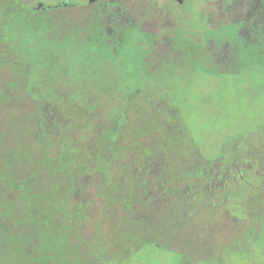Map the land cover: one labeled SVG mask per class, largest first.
<instances>
[{"label":"trees","instance_id":"16d2710c","mask_svg":"<svg viewBox=\"0 0 264 264\" xmlns=\"http://www.w3.org/2000/svg\"><path fill=\"white\" fill-rule=\"evenodd\" d=\"M96 23L85 25L87 29L100 30ZM210 25H203L200 32L202 38L200 36L198 39L192 36L179 38L177 35L172 42L173 35H164L163 40L171 42L168 54L176 62L185 61L188 56L194 59L211 58L216 69L222 71L233 60L234 54L225 56L233 52V40L226 37L224 44L218 31L217 35H208V30L214 29V25ZM62 30L66 33L74 31L75 27L63 25ZM49 52L44 48L41 55L44 57L46 54L48 61L54 63ZM159 55L165 56L163 52ZM0 63L3 65L2 61ZM35 65L34 62L25 64L20 61L13 69L17 70V75L27 76ZM91 66L83 64L78 79L72 78L71 82H41L42 89L49 86L60 97L61 89L66 92L61 98L50 95L57 98L63 110L61 113L67 117L58 121L49 112L47 115L42 112V103L36 102L32 96L40 94L38 85L29 88L27 79L24 82L0 80V84L13 91L12 84L19 87L12 96H0V264H102L101 258L109 260L120 255L118 260L124 261L129 260L128 256H143L146 253L143 248L152 251L158 247L170 250L178 258V264H225L222 261L225 257L224 247L227 248L225 252L233 253L236 245L242 243V234L247 239L246 243L255 237L248 227L254 219L249 208L243 211L245 207L238 203L237 207L244 212L241 213L244 217L236 218L233 222L228 209L230 203H236L232 194L237 188L231 185L238 178L233 177L242 170H236L232 176L230 168L225 166L223 171L216 173L220 177L225 176L226 182L208 179L209 184L204 183L201 177L208 174L203 170L205 164L194 142L180 141L178 137L181 140L182 137L175 131V126L166 117L154 112L156 119L148 122H154L155 127L159 125L164 132L156 136L148 135L142 132L143 126L134 122L133 127L127 129L129 134L126 136L131 146L125 147L121 159H132L138 163L139 155L145 151L157 155L163 151L164 155L170 150L174 164L168 166L161 159L147 164L142 171L132 169L126 175L118 173L111 163V157L102 156L94 143V140H110V131L102 128L113 122L114 116L104 112L88 115L82 111L76 114L75 120L68 118L77 108V102L90 107L106 105V101L92 91H107L101 84L105 81V72ZM7 68H0V77ZM87 69L97 74L93 87L85 83L89 75ZM2 90L0 88V93ZM19 93L20 99L17 103L14 101L17 106L33 105L36 110L30 127L25 118L11 112L14 108L11 98H17L16 94ZM120 97L124 100L119 98V102L125 107L133 105L129 96ZM42 106L47 107L48 103ZM138 107L139 104L132 114ZM100 114L103 116L100 117ZM44 115L47 117L44 118ZM75 132L89 140L85 148L75 141ZM123 140L119 134L113 137L111 145L122 144ZM246 153L248 160L242 162V168L245 171H258L250 168L248 162L253 159L252 153ZM259 158L256 159H262L258 167L261 173L256 175L260 181L256 189L261 212L256 216L260 217L261 226L264 227V155H259ZM219 162L218 167L221 166ZM180 177H187V180L183 182L178 179ZM196 184L200 187L206 185V195L199 197L188 189ZM241 184L246 190L242 197L245 200L255 187L246 181ZM165 185L182 192V206L162 200L166 193L163 189ZM148 197L156 200L153 206L145 202ZM159 203L161 208L156 206ZM200 204L211 220L205 228L199 227L196 220L200 214L197 210ZM261 226L259 232L262 231ZM169 228L173 229V240H168L167 236L171 237ZM184 230L187 234L180 235ZM104 234L107 236L103 237Z\"/></svg>","mask_w":264,"mask_h":264},{"label":"rangeland","instance_id":"374dc122","mask_svg":"<svg viewBox=\"0 0 264 264\" xmlns=\"http://www.w3.org/2000/svg\"><path fill=\"white\" fill-rule=\"evenodd\" d=\"M75 1L83 4L88 3V0ZM164 4L169 6L171 12L175 11L170 2L165 1ZM226 5L227 8L236 6L240 12L243 11L250 17L243 19L242 24H239V29L235 30L236 35L233 34L235 40L232 44L235 43L242 50L241 59L231 60L228 66L222 68V71L216 69L211 58L194 59L188 56L185 61L176 62L173 56L167 52L171 42L163 40L164 35L170 33L167 29H161L160 34L155 38L137 33L133 39L127 34L121 37L120 43L116 44L113 41V43L105 44L104 34L96 30H91L82 36L77 32L69 37H63L61 34L51 37L48 34L49 30L57 26L60 27L56 30L63 27L62 24H58V20L53 18L52 13L54 12L40 14L34 20H31L29 15H19L18 18L15 14L12 15L13 18H7V23L2 25L5 28L0 32V43L8 45L17 61L22 60L25 64L30 61L36 64L26 76L28 86L29 88L34 85L39 86L40 94L35 93L32 96L38 103L46 104L49 101L47 108H43L40 104L42 112H49L51 116L56 117L57 121L67 117L65 113H61L63 110L60 109L57 98L50 96L54 93L49 89V86L42 89L41 82L37 81L35 76L46 74L52 80L72 78L76 80L81 68H83L82 65L85 63L92 65L90 68L95 69L97 67V71L105 72V81L100 83L107 91H103V93L95 89L92 91L95 95L102 97L106 101V105L96 104L90 107L77 102V108H74L68 118L75 120L76 114H81L82 111L88 115L104 112L114 116V121L107 123V127L103 126L102 128L104 131L106 129L108 132L110 131V140H94V143L102 156L111 157V163L118 173L126 175L132 169L142 171L147 164H154L161 159L165 160L168 166L174 164L170 150L164 155L163 151L159 155L145 151L144 154L139 155L138 163L132 159L130 161L124 160L125 158L121 159L125 147L131 146V141L126 136L129 134L127 129H131L134 124L135 116L132 111L145 96L152 97L151 101L155 112L166 117L170 124L175 126V131L182 137V140L178 137L180 141L191 140L194 142L205 164L203 170L208 174H203V179L214 180L219 178L216 172L223 171L225 166L230 168L229 171L232 176L237 172L236 170L241 169L242 174L237 172V175L239 177L244 175L246 180L241 181L238 177L237 182L240 181L238 184L236 181L232 182L231 186L237 188L232 194L236 203H230L228 209L233 222L236 218L243 219L244 215L241 213L249 208L254 219L250 221L248 227L251 229V233L255 234V240L246 243L247 239H244V234H242L240 237L243 239L242 243L236 245L237 249H234L233 253L231 251L225 252L227 248L224 247L225 257L222 261L225 264H264V227L261 226L260 217L256 216L261 212L259 194L256 189L260 181L256 175L254 176L242 168V162L248 160L246 152L252 153L251 158L253 159L250 161L254 162L253 168L258 171H260L258 162L262 161V159L258 161L259 155H264V55L261 54V49L264 47V0H226ZM140 7L138 10L141 9ZM86 9L88 11V7L83 8L82 11H86ZM97 9L95 8V10ZM187 9L189 10V6ZM226 10L224 9V11ZM56 16L58 17V15ZM228 19L219 23L221 31L218 28L212 31L208 30V35L212 33L217 35L218 31L221 37L231 35L232 38L231 23ZM53 20H56L54 24ZM194 20L193 14L183 19L182 28H177L179 38L192 36L198 39L201 36L202 28L194 27ZM43 21H50L48 27H43ZM212 25H217V22L213 20ZM78 26L80 25L78 24ZM5 34L7 35L5 36ZM86 37L98 41L89 43ZM261 39L260 44L259 40ZM153 40L156 44L150 48ZM44 48L49 49L54 63L47 61L41 55ZM232 49L234 50L233 46ZM160 52H163L165 56H160ZM87 72L89 75L85 83L93 87L97 74L88 69ZM12 86L14 91L19 88L15 84ZM60 92H63V89ZM19 95L21 93L16 94L17 98H11V105L14 107L11 112L18 117L25 118V122L30 127L36 110L33 105H31L32 107L30 105L17 106L16 103L20 99L18 98ZM120 96H129L133 105L130 106L129 104L128 107H125V104L119 102ZM121 100L124 99L121 98ZM46 115L43 117L45 118ZM102 116L100 114V117ZM104 120L106 121V119ZM154 124L153 122L145 125L142 132L154 136L162 134L164 131L159 125L155 127ZM111 126L112 131L110 130ZM119 134L124 139L123 143L111 145L113 137L119 136ZM75 141L85 148L89 140L81 138L75 132ZM1 150L2 147L0 146V152ZM218 162L221 168L218 167ZM212 173L215 174L212 175ZM186 178L180 177L178 179L183 181L187 180ZM245 181L253 185L255 190L253 189L251 195H247L244 200L242 197L246 190L243 189L244 186H241V182ZM168 186L169 188L172 187ZM169 188L167 185L163 187L166 193L162 200H169L168 204L182 206L184 204L182 192L177 188ZM190 190L199 197H203L207 193L205 184ZM113 191L117 192L116 188H113ZM146 201L150 203L149 206H153L156 202L153 197L145 198ZM238 203L243 208L245 207L242 212L237 207ZM156 206L161 208L160 203ZM202 206V204L197 206L200 214L197 215L196 220H198L199 227L205 228L211 223V220L205 214ZM159 210L161 211V209ZM260 226L261 232H259ZM168 233L171 235V237L167 236L168 240H173V229L169 228ZM226 233L228 234V232ZM185 234H187L186 230L182 231L180 235ZM105 236L107 235L104 234L103 237ZM143 249L146 253H143L141 257H139L140 255L135 258L128 256L129 260L123 261V259L118 260L120 257L118 255V257H112L109 260L101 258V263L178 264V258L165 247H158L156 250L151 249L152 251H149V248Z\"/></svg>","mask_w":264,"mask_h":264},{"label":"flooded vegetation","instance_id":"af4514ba","mask_svg":"<svg viewBox=\"0 0 264 264\" xmlns=\"http://www.w3.org/2000/svg\"><path fill=\"white\" fill-rule=\"evenodd\" d=\"M165 1L172 4L175 10L174 12H171L169 6H166L164 4ZM139 6H141L140 10H138ZM188 6L189 10L187 9ZM87 7L88 11L87 9L86 11H82L83 8ZM95 8L98 9L95 10ZM224 9L227 10L224 11ZM51 12H54L52 13V16L54 19L58 20V24H63L64 26L74 24L75 30L65 33L62 30L63 27L62 29L56 30L60 27L57 26L49 30V36L55 37L60 36L61 34L63 37H69L72 34H76L77 32L80 36H82L83 34L86 35V33L90 32L91 29H87L88 26H86L85 24L97 22L96 24L99 25L100 30L96 31H101L104 34L105 44L113 42L115 44L120 43L122 41L121 37L127 34L133 39L135 38L133 36H136L137 33L149 35L155 38V36L160 34L161 29L169 30L170 33L168 34L174 36V38H172V42H174L175 39H177L175 37L178 35L177 28H182L181 24L183 22V19L188 18L189 15L192 14L195 18L193 22L194 27H201L202 29L203 25L209 27L211 26L210 24H212V21L215 20L218 25L213 26V28L216 29L217 27L220 30L221 27L219 28V23L229 18L228 20L231 23L230 31H232V38L230 37L231 35L226 37L228 39L235 40V36L233 35H236L235 30L239 29V24H242L243 19H247L248 16L250 17V15L243 13V11L240 12V9L236 6H229L227 8L226 0H146L145 2L143 0H96L95 2H90V0H88V3L86 2L85 4L76 2L75 0H0V32H2V30L5 28V26L2 25L7 23V18L12 19V15L14 14L17 18L19 17V15H29L31 16V20H34L35 17L40 14H51ZM56 15H58V17ZM56 20H53V24L54 22H56ZM42 23L44 24L43 27H48L50 21H43ZM78 24L80 26H78ZM6 35L7 34H5V36ZM185 37L187 39L190 38L189 36ZM226 37L223 36L222 38L224 44L227 40ZM86 40L89 43H95L98 41L97 39L90 40L88 37H86ZM261 41L262 39L259 40L260 44ZM155 44V40H153L150 48ZM221 46V48L225 50L224 45L221 44ZM231 46L234 47L233 52L225 54V56L234 54L233 59H241L242 50L237 47L235 43L231 44ZM45 49L49 51V49ZM261 50V54L264 55V47ZM44 58H46L47 61L49 60V57L46 56V54L44 55ZM0 61L3 62V65L2 63H0V68L8 67L5 71V74L0 77V80L22 82L26 80L25 75H17L15 73L17 70H14L13 67H17L20 61H17L16 58L13 57V54L6 44L2 45L0 43ZM35 77L37 81L42 83L45 81L71 82L70 79H60L58 81L52 80L51 78H48L46 74H37V76ZM0 88L3 89L0 93V96H12L16 93V91L5 87V84H0ZM25 93H27V91H25ZM38 93H40V90ZM65 93L66 92H61V97L65 95ZM151 99L152 97L145 96L142 97V100L140 101V103H138L139 107L135 109V112H133L135 116L134 122L136 125L139 123L138 125L144 127L145 125L153 123L148 121H154V119H156L154 118L155 116H153L155 110L154 107L151 106L153 105ZM44 113L46 114L47 112ZM248 163L250 168H252L253 164L251 162ZM258 167H260L259 162ZM263 171L262 174H264ZM247 172L254 174V176L261 173L260 171ZM238 173L242 174V171H239ZM238 177L239 175L235 176L234 178L237 179ZM239 178L241 181L246 179L244 175H241V177ZM204 180V183H207L209 181L208 178H205ZM217 180L223 183V181L226 182V177L219 176ZM193 187L199 188V186L196 184V186H190L188 187V189L190 190ZM251 240L254 241L255 237H251L250 241Z\"/></svg>","mask_w":264,"mask_h":264},{"label":"water","instance_id":"95a60500","mask_svg":"<svg viewBox=\"0 0 264 264\" xmlns=\"http://www.w3.org/2000/svg\"><path fill=\"white\" fill-rule=\"evenodd\" d=\"M96 0H90V2H95Z\"/></svg>","mask_w":264,"mask_h":264}]
</instances>
